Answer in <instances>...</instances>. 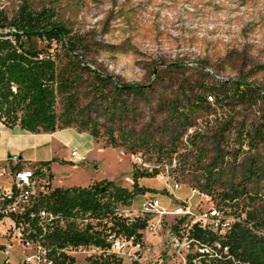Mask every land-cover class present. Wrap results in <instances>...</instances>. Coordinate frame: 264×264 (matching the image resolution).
<instances>
[{
	"label": "rangeland",
	"instance_id": "obj_1",
	"mask_svg": "<svg viewBox=\"0 0 264 264\" xmlns=\"http://www.w3.org/2000/svg\"><path fill=\"white\" fill-rule=\"evenodd\" d=\"M22 2L0 0V12L10 19ZM27 2L35 10L51 8L77 40L79 63L75 67L80 93L76 106L100 126L97 139L69 128L56 134L41 133L36 137L38 145H24V156L57 159L52 188L84 186L99 178L131 189L134 165L140 170L156 168V176L140 177L138 184L153 189L147 194H156L172 206L176 200L167 195L166 183L180 180L182 186L176 194L190 197V188L203 183L201 167L215 161L220 172L215 191L242 180L248 194L255 195L250 199L251 208L264 204V140L252 142L250 136L253 126L260 123L264 98L251 93L241 101L229 95L237 81L264 88V0ZM23 39L33 47L45 44L38 35ZM93 73L108 79L99 84ZM119 83L134 84L140 90L121 92L114 88ZM205 86L215 87L218 95L212 93L209 98ZM205 96L207 102L191 108L192 102ZM61 106L59 102L57 109ZM105 127L115 129L116 145L109 144ZM119 130L138 139L148 137L158 146L123 145L117 137ZM17 139L21 141V137ZM192 145L203 148V158ZM160 146L175 150L161 152ZM72 150L80 160L70 156ZM182 156L185 164L180 163ZM30 166L22 162L14 170ZM255 169L259 176L247 178ZM11 173L0 191L10 188ZM163 173H169L167 181ZM194 175L200 177L199 184L193 181ZM144 194L137 193L131 204L123 207L130 213L139 212ZM209 197L210 201L198 196L190 200L193 205L218 202L214 193Z\"/></svg>",
	"mask_w": 264,
	"mask_h": 264
},
{
	"label": "trees",
	"instance_id": "obj_2",
	"mask_svg": "<svg viewBox=\"0 0 264 264\" xmlns=\"http://www.w3.org/2000/svg\"><path fill=\"white\" fill-rule=\"evenodd\" d=\"M31 35L43 37L45 44L40 47L27 45L23 37ZM78 49V42L71 36L67 24L61 21L49 7L35 10L31 8L27 0H23L12 18L8 19L0 12V120L9 128L17 126L33 134L53 133L74 125L76 127L73 128L78 132H88L92 138L97 139L100 133L98 122L79 113L76 106L80 93V77L75 67L79 63ZM87 70L93 71L91 68ZM93 79L102 84L108 78L94 74ZM205 87L210 96L212 93L218 95L215 87ZM232 87L229 93L232 98L244 101L251 93H256L261 100L264 98V88H257L251 83L237 81ZM114 88L121 92L133 93L140 90L139 86L127 83L115 84ZM59 102L62 104L60 110L57 109ZM205 102H207L206 96L196 99L190 106L196 109ZM114 130L112 127L104 128L110 145H116ZM250 136L252 142L264 140V108L260 113V123L253 126ZM117 137L121 139V144L130 147L142 145L155 149L158 146L157 142H150L148 137L141 136L138 139L125 130H119ZM192 147L198 150L201 158L204 157L202 147L198 145H192ZM159 149L161 152L175 150V148L164 149L161 146ZM179 160L182 164L187 162L183 156L179 157ZM55 161L57 159L52 157L49 160L29 162V164L30 167L35 168L36 172L47 169L48 176L53 179L51 164ZM20 164L21 160H18L14 168ZM215 164L213 161L201 167L202 184L198 181L200 177L197 175L192 177L193 181L199 184L198 188L208 195L214 193L215 197H218L217 205L229 203L238 205L236 207L241 208L245 212V218L253 220L256 227L264 225V204L261 207L253 205L251 208L253 203L250 199H253L255 195L248 194V188L242 184V180L231 183L229 187L221 191L214 190L213 186L220 178V172L215 168ZM257 168L260 169L259 166ZM258 169H255V174L252 172L248 174L247 178L252 175L259 176ZM157 173L156 168L150 171L140 170L134 165L131 189L109 179L94 180L84 186L53 187L48 193L40 195L32 206L26 208L19 218L17 217V220L28 221L32 227L30 234L37 235L41 231L37 225L40 209L63 216L91 211L98 217L110 215L114 229L135 233L140 238L141 234L137 232L144 227V222L137 219L126 223L117 218L116 209L119 204L130 205L137 193L153 190L139 185L137 180L140 177L156 176ZM241 197L245 199L240 201ZM195 235L202 240L206 239L200 231H197ZM65 236L77 242H87L93 237L87 229L77 230L73 221L67 222L65 228L55 227L46 235L57 241ZM95 242H98V239ZM224 242L229 244L230 251L238 258L251 264H264V238L254 234L245 223H236ZM221 264L234 263L225 260Z\"/></svg>",
	"mask_w": 264,
	"mask_h": 264
},
{
	"label": "built area",
	"instance_id": "obj_3",
	"mask_svg": "<svg viewBox=\"0 0 264 264\" xmlns=\"http://www.w3.org/2000/svg\"><path fill=\"white\" fill-rule=\"evenodd\" d=\"M70 156L80 160L76 150ZM6 173L5 167L0 169L1 176ZM161 175H166L165 181L169 179V173ZM52 181L47 169L36 172L33 167L20 168L11 173L10 188L0 191V264H14L13 258L18 259L15 264H221L225 260L251 264L234 255L225 239L236 223H245L254 234L264 238V225L256 227L232 203L193 205L192 196L210 201L209 195L196 187L190 188V197L180 198L176 192L182 183L175 179L166 183L167 195L176 200L172 206L147 192L137 213L123 207L128 205L117 206L120 220L144 222L137 232L140 238L135 233L114 229L110 215L98 217L87 211L63 216L45 209L38 211L37 225L41 231L32 235L28 221L17 217L52 189ZM69 221L75 223L77 230L87 229L92 240L77 242L65 236L57 241L46 237L57 226L65 228ZM197 231L206 239L197 237Z\"/></svg>",
	"mask_w": 264,
	"mask_h": 264
},
{
	"label": "crops",
	"instance_id": "obj_4",
	"mask_svg": "<svg viewBox=\"0 0 264 264\" xmlns=\"http://www.w3.org/2000/svg\"><path fill=\"white\" fill-rule=\"evenodd\" d=\"M72 128L74 129L76 132H78L75 128L73 127H68V128H64V129H69ZM0 129H1V133H0V169L5 167L7 169V173L4 175H0V187H6L7 181H8V177H10V173L14 170V165H15V161L21 160L22 162H37L40 161L36 160L34 158H30L28 156H24L22 154L23 152V148L25 147L24 145L27 146H36L39 144V138H36L37 136H39V134H33L27 131H23L21 129H19V127L15 126L13 128H9L7 127L4 123H2L0 121ZM63 130V129H61ZM61 130H57L55 131L53 134H56L58 132H60ZM82 135L87 134L89 136L88 132H78ZM52 135V134H50ZM21 137V141L18 140L17 138ZM91 139H93L92 137H90ZM90 138L87 137V139L91 140ZM22 151V152H21ZM14 156H16V160H14ZM53 163L51 164V171L54 173V169H53ZM1 164H3L1 166ZM5 179L4 181H2L1 179ZM96 180H99V178H96Z\"/></svg>",
	"mask_w": 264,
	"mask_h": 264
}]
</instances>
